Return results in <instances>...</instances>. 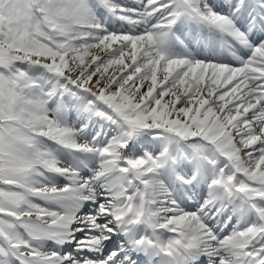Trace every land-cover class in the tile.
Listing matches in <instances>:
<instances>
[{
  "label": "snow or ice",
  "instance_id": "6c2138e0",
  "mask_svg": "<svg viewBox=\"0 0 264 264\" xmlns=\"http://www.w3.org/2000/svg\"><path fill=\"white\" fill-rule=\"evenodd\" d=\"M0 264H264V0H0Z\"/></svg>",
  "mask_w": 264,
  "mask_h": 264
}]
</instances>
